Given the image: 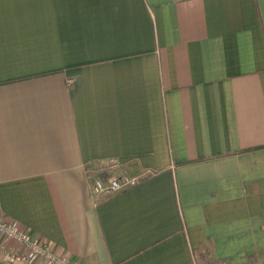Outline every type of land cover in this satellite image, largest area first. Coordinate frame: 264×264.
<instances>
[{
	"label": "crops",
	"instance_id": "crops-1",
	"mask_svg": "<svg viewBox=\"0 0 264 264\" xmlns=\"http://www.w3.org/2000/svg\"><path fill=\"white\" fill-rule=\"evenodd\" d=\"M0 217L75 264H264V0H0Z\"/></svg>",
	"mask_w": 264,
	"mask_h": 264
},
{
	"label": "built area",
	"instance_id": "built-area-1",
	"mask_svg": "<svg viewBox=\"0 0 264 264\" xmlns=\"http://www.w3.org/2000/svg\"><path fill=\"white\" fill-rule=\"evenodd\" d=\"M114 166V165H113ZM94 196L114 195L136 186L138 175L100 173L90 177ZM17 243L19 248H10L5 241ZM0 256L11 264H75L68 256L58 253L42 237L13 220L0 217Z\"/></svg>",
	"mask_w": 264,
	"mask_h": 264
}]
</instances>
